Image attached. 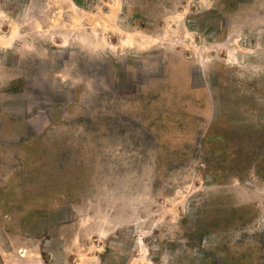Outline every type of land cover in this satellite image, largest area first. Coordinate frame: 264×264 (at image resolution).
Returning <instances> with one entry per match:
<instances>
[{
	"label": "rangeland",
	"instance_id": "374dc122",
	"mask_svg": "<svg viewBox=\"0 0 264 264\" xmlns=\"http://www.w3.org/2000/svg\"><path fill=\"white\" fill-rule=\"evenodd\" d=\"M0 264H264V0H0Z\"/></svg>",
	"mask_w": 264,
	"mask_h": 264
}]
</instances>
